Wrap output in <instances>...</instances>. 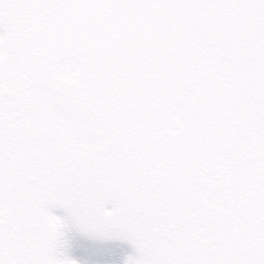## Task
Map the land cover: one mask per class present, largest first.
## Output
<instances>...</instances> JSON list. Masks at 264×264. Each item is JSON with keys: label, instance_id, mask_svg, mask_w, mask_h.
I'll list each match as a JSON object with an SVG mask.
<instances>
[{"label": "snow or ice", "instance_id": "obj_1", "mask_svg": "<svg viewBox=\"0 0 264 264\" xmlns=\"http://www.w3.org/2000/svg\"><path fill=\"white\" fill-rule=\"evenodd\" d=\"M0 264H264V0H0Z\"/></svg>", "mask_w": 264, "mask_h": 264}]
</instances>
